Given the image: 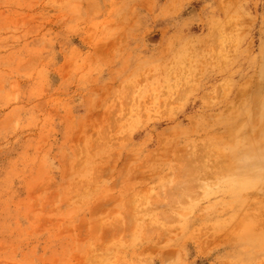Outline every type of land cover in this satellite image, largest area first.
I'll use <instances>...</instances> for the list:
<instances>
[{
	"label": "rangeland",
	"instance_id": "obj_1",
	"mask_svg": "<svg viewBox=\"0 0 264 264\" xmlns=\"http://www.w3.org/2000/svg\"><path fill=\"white\" fill-rule=\"evenodd\" d=\"M0 264H264V0H0Z\"/></svg>",
	"mask_w": 264,
	"mask_h": 264
}]
</instances>
